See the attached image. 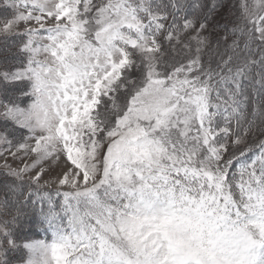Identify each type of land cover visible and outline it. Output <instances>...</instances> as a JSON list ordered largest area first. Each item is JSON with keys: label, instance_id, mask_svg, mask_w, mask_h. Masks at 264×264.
<instances>
[{"label": "snow or ice", "instance_id": "1", "mask_svg": "<svg viewBox=\"0 0 264 264\" xmlns=\"http://www.w3.org/2000/svg\"><path fill=\"white\" fill-rule=\"evenodd\" d=\"M0 8V264H264V0Z\"/></svg>", "mask_w": 264, "mask_h": 264}, {"label": "rangeland", "instance_id": "2", "mask_svg": "<svg viewBox=\"0 0 264 264\" xmlns=\"http://www.w3.org/2000/svg\"><path fill=\"white\" fill-rule=\"evenodd\" d=\"M233 3H236L237 0H232ZM3 3V0H0V4ZM4 18V13H3V10L2 8H0V21H2ZM19 103H21V106H24L28 103H30V99L29 98H21L20 101H18ZM3 123L0 122V131L3 130ZM7 128H8V131L12 132L13 133V136H10L9 139H13V137L15 138H20L21 135H24V136H27L28 133L27 131H22L20 130L18 127L17 128H14L13 125L11 123H9L7 125ZM2 151V150H0ZM13 151H15V149H13ZM9 163H12V157H7ZM28 161L26 160L25 163H27ZM4 163V160L3 159H0V165H2ZM15 165H20L21 167L23 166L22 164H20V161L17 160L14 164ZM47 167V165L45 166ZM54 171L52 172H49L48 175L45 176V180H49L50 177L54 179V176L56 173H58L60 171V168H57L55 164L52 165ZM62 167V165H61ZM58 185H56L55 183H52L51 181L49 182V184L43 189V191H51V190H54ZM66 190V189H65ZM5 196V193L2 189H0V199H2L3 197ZM38 219V216L36 215H33L30 217V220H29V223H30V227L28 229H25L23 230L22 232V235H24L27 239H31V240H41L40 239V235L38 234L37 232V226L35 224V222L37 221Z\"/></svg>", "mask_w": 264, "mask_h": 264}, {"label": "trees", "instance_id": "3", "mask_svg": "<svg viewBox=\"0 0 264 264\" xmlns=\"http://www.w3.org/2000/svg\"><path fill=\"white\" fill-rule=\"evenodd\" d=\"M57 199H60V198H57ZM36 226H37V232L39 235H42L43 237H46L48 240L51 239V233L50 232H45L42 230V228L40 227V224H39V218L37 219V221L35 222Z\"/></svg>", "mask_w": 264, "mask_h": 264}]
</instances>
